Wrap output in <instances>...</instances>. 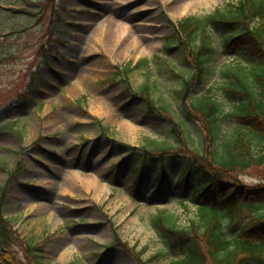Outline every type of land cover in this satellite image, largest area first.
<instances>
[{"label":"rangeland","instance_id":"1","mask_svg":"<svg viewBox=\"0 0 264 264\" xmlns=\"http://www.w3.org/2000/svg\"><path fill=\"white\" fill-rule=\"evenodd\" d=\"M177 1L0 0V186L14 179L4 208L20 235L15 250L21 264L34 262L30 244L41 249L44 264H135L115 244L116 234L143 250L148 264L168 263L170 257L159 256L164 244L150 217L167 210L185 223L197 206L171 187L165 194L157 191L156 173L166 166L174 179L187 157H169L165 165L159 158L146 161L139 148L167 144L190 152L183 150L187 143L199 148L194 122L189 118L187 129L181 119L178 93L186 78L199 75L197 51L206 36L189 41L181 21L205 17L238 0H204L186 11ZM54 5L60 8L59 32L51 30ZM41 12L45 15L38 22ZM109 19L138 25L131 37L121 34L114 49L119 36L109 35ZM12 28L20 31L8 36ZM201 35H208L212 57L192 95L219 86L225 68L241 60L235 49L226 48L223 30L210 27ZM134 37L142 47L162 43L144 47L138 55L137 46L129 45ZM144 59L148 63L135 66ZM94 97L106 102L109 116L96 114ZM228 104L225 110L231 108ZM126 119L133 123V133L122 127ZM144 164L146 173L140 175ZM72 171L79 176L74 188L67 184ZM88 174H96L107 188L98 194L97 187L87 185ZM237 176L246 184H261L264 165Z\"/></svg>","mask_w":264,"mask_h":264},{"label":"trees","instance_id":"2","mask_svg":"<svg viewBox=\"0 0 264 264\" xmlns=\"http://www.w3.org/2000/svg\"><path fill=\"white\" fill-rule=\"evenodd\" d=\"M59 9L54 5V31H59ZM44 15L41 12L37 21L41 22ZM180 27L189 34V41L206 36L196 53L199 75L186 78L185 87L178 93L185 115L181 119L187 122V129L189 118L194 122L200 135L199 148L187 143L183 150L190 152L167 144L153 148L143 145L139 149L144 151L146 161L159 158L165 165L169 157H187L174 179L166 166L156 173V190L165 194L171 187L177 195L188 196L186 200H191L197 210L185 223L167 210L150 217V225L164 244L159 256L170 257L167 264H264V182L248 185L237 176L264 165V0H238L205 17L188 16L182 19ZM210 27L223 30L226 48L235 49L241 60L225 68L219 86L211 87L204 95H192V88L200 84L212 57L209 37L201 35ZM13 28L6 31L8 36L20 31ZM236 28L238 31L233 32ZM185 38L181 40L184 48ZM2 46L0 38V52ZM146 63L148 59L137 65ZM130 69L129 64L126 71ZM225 100L231 106L229 110H225ZM192 108L198 116L196 120ZM226 123L232 127L226 128ZM139 170L144 175L147 168ZM10 183L11 180L0 186V264H21L15 250L20 235L4 208ZM114 242L133 256L135 264H148L143 250L131 248L118 234ZM40 251L30 244L33 264H44Z\"/></svg>","mask_w":264,"mask_h":264},{"label":"bare ground","instance_id":"3","mask_svg":"<svg viewBox=\"0 0 264 264\" xmlns=\"http://www.w3.org/2000/svg\"><path fill=\"white\" fill-rule=\"evenodd\" d=\"M203 1L204 0H180V1H177L176 3L181 2L179 5H182V10L186 11V10H189V9L195 7V6H198ZM122 8L124 9V7H122ZM116 11H121V8H118V9L116 8ZM140 12H141L140 10H138L135 13L131 12V13L127 14L126 17L128 19H131L132 16L137 15ZM151 15H152V17H155V18L158 17L154 13H151ZM146 24L148 25L150 23H146ZM135 26L137 27L138 25L134 24L133 26L129 27V26L125 25L123 22L118 23L117 20H116V22L113 19H109L108 20V32H109V35H112V36H115V37H116V35L119 36L118 39H116V41H114V43H113V49L120 42L121 34L123 35V34L127 33L128 36L131 37L133 27H135ZM101 36H102V33H99V40H101ZM151 37L155 38V35H151ZM140 42L141 41H140L139 38H135L134 37L130 41V44H129V45L132 44V46H135V45L137 46V54L138 55H140L144 51V47H148V48L152 49L157 44H158V46H160L161 43H162L160 41H158V42L153 41V42H149L146 46L142 47ZM111 45H112V43H111ZM148 48H145V51ZM122 49H124V48H122ZM81 82H82V80L79 79L77 81V84L80 86ZM105 103L106 102L104 100H102L101 98L94 97L93 106L95 107V112H96L97 115H101V116H104V117L109 116V114H108L109 108L104 105ZM122 127L124 129H126L127 131H129L130 133H133L135 131L133 123L130 120H127V119L122 123ZM75 177H79V176H78V174H75V172H73V171L70 174H68L67 184H68V186L70 188H74ZM99 180L100 179L98 178V176L96 174H88V175H86L87 185L97 187L98 194L102 193L104 188H107V186L105 184L103 186L102 183L99 182Z\"/></svg>","mask_w":264,"mask_h":264}]
</instances>
